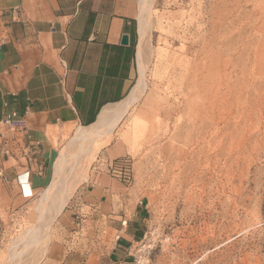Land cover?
Returning a JSON list of instances; mask_svg holds the SVG:
<instances>
[{
    "label": "rangeland",
    "instance_id": "obj_1",
    "mask_svg": "<svg viewBox=\"0 0 264 264\" xmlns=\"http://www.w3.org/2000/svg\"><path fill=\"white\" fill-rule=\"evenodd\" d=\"M144 5L130 92L139 97L113 128L89 140L80 127L65 134L52 165H62L56 197L70 205L109 157L129 159L151 199L140 264H264V0ZM47 188L10 218L0 264H42L63 235Z\"/></svg>",
    "mask_w": 264,
    "mask_h": 264
},
{
    "label": "crops",
    "instance_id": "obj_2",
    "mask_svg": "<svg viewBox=\"0 0 264 264\" xmlns=\"http://www.w3.org/2000/svg\"><path fill=\"white\" fill-rule=\"evenodd\" d=\"M141 1L0 0V243L10 218L51 184L65 134L94 125L130 94ZM12 112L25 129L3 124ZM109 159L59 212L63 235L42 264H134L151 199Z\"/></svg>",
    "mask_w": 264,
    "mask_h": 264
},
{
    "label": "bare ground",
    "instance_id": "obj_3",
    "mask_svg": "<svg viewBox=\"0 0 264 264\" xmlns=\"http://www.w3.org/2000/svg\"><path fill=\"white\" fill-rule=\"evenodd\" d=\"M143 1V0H142ZM141 1V2H142ZM145 1V4L146 3H150L151 1H153V0H144ZM140 3V2H139ZM145 6V5H144ZM148 6V5H147ZM147 6H145V7H147ZM151 7H152V5H151ZM142 25H144L143 24V22H142ZM145 26V25H144ZM141 92V91H140ZM131 95V96H130ZM130 95H129V97H128V99H126V100H124V101H122V103H119L118 105H116V107L114 108V109H112V110H106V111H104L101 115H100V118H99V120H98V122L97 123H95V125H93L94 127H95V129H90V127H80V129H79V132L77 133L78 135H77V137H80V138H83V139H87V140H89V138H92L93 136H95V135H98V134H100L101 133V130H99V127H102V126H104V125H106L108 122H111L110 123V127L111 128H113L114 126H116V124H117V122L122 118V116H123V114L127 111V108L129 107V105L133 102V101H135V99H138V97L136 98V94H135V92H133L132 94L130 93ZM136 102V101H135ZM134 104V103H133ZM132 105V104H131ZM105 128H106V126H104ZM107 129V128H106ZM78 140V139H77ZM81 143H83V142H81ZM79 144V143H78ZM84 144V143H83ZM86 147V146H85ZM79 148H82V147H79ZM67 152H65V154H66ZM74 154V153H73ZM75 155H77V153L75 154ZM80 154H78V156H79ZM65 156L66 155H64V153H62V155H61V158H60V161L61 160H64L65 159ZM78 156H75V157H78ZM67 157V156H66ZM220 157V156H219ZM226 157V156H225ZM77 159V158H76ZM67 161V160H66ZM220 162V161H219ZM218 163V162H217ZM73 165V164H72ZM226 165V164H225ZM230 165H231V163H230ZM62 166V165H61ZM59 167V166H57V168H56V171L54 172V174H55V176H57L58 177V175H59V173L61 172V170H62V167ZM66 165H64V167H65ZM67 167H69L68 165H67ZM74 167V166H73ZM230 167V166H229ZM64 170V169H63ZM69 170V169H68ZM72 170V169H71ZM227 171V170H226ZM63 173H65V170H64V172ZM232 175V174H231ZM227 176H228V174H227ZM59 178H61V176L59 177ZM62 178H64V177H62ZM61 178V179H62ZM67 179V178H66ZM231 180V179H230ZM61 181V180H60ZM66 182V181H65ZM58 180H53V182H51V184L48 186V188L45 190V192H44V194H43V200L44 201H47V200H49V201H51L52 202V200H53V204H57L56 205V208H57V211L58 212H60L62 209H63V207H64V205H65V203L67 202L66 201V197H62V193H61V195H58L59 197L57 198L56 197V190H57V187H58ZM64 183V182H63ZM63 183H61V184H63ZM59 187H61L62 188V186H59ZM64 188H65V186H64ZM227 188V187H226ZM58 190H60V188L58 189ZM65 190H66V188H65ZM67 191V190H66ZM65 191V192H66ZM66 194V193H65ZM63 195H64V193H63ZM66 196H67V194H66ZM69 198V196H67V199ZM48 201V202H49ZM50 202V203H51ZM43 203H45L46 204V202H43ZM42 203V204H43ZM49 203V204H50ZM41 204V203H40ZM41 204V207L43 206ZM47 205V204H46ZM45 205V206H46ZM51 205V204H50ZM52 206V205H51ZM58 206V207H57ZM40 207V206H39ZM53 207V206H52ZM42 209H46V208H42ZM48 209V208H47ZM46 209V211L45 212H47L48 210ZM52 208H50V210H51ZM53 210V209H52ZM56 211V210H55ZM41 212V211H40ZM44 212V213H45ZM43 214V213H42ZM41 215V214H40ZM58 215V214H57ZM56 215V216H57ZM45 216V215H44ZM53 217V216H52ZM58 217V216H57ZM41 218V217H40ZM54 218H55V215H54ZM42 220H43V218H41ZM40 219V220H41ZM56 219V218H55ZM38 220H39V218H38ZM41 220V221H42ZM51 221H52V219H51ZM32 232V231H31ZM33 233V232H32ZM45 233V232H44ZM35 234L36 233H34V236H35ZM28 235H29V233H28ZM27 235V236H28ZM41 236V235H40ZM48 237V236H47ZM29 238H30V236H29ZM34 238H36V237H34ZM37 238H38V235H37ZM48 239V238H47ZM18 240V239H17ZM16 240V241H17ZM29 241V240H28ZM27 240L25 241V242H28ZM45 242V241H44ZM29 243V242H28ZM14 256H15V254H14Z\"/></svg>",
    "mask_w": 264,
    "mask_h": 264
},
{
    "label": "built area",
    "instance_id": "obj_4",
    "mask_svg": "<svg viewBox=\"0 0 264 264\" xmlns=\"http://www.w3.org/2000/svg\"><path fill=\"white\" fill-rule=\"evenodd\" d=\"M3 124L12 131L15 130H23L26 128V121L23 117H21L18 113L12 112L7 114L3 119ZM115 166L121 168L126 173L130 174L131 172V164L129 159H122L115 162ZM140 251V250H139ZM138 251V252H139ZM142 262V254L135 257L134 264H140Z\"/></svg>",
    "mask_w": 264,
    "mask_h": 264
},
{
    "label": "water",
    "instance_id": "obj_5",
    "mask_svg": "<svg viewBox=\"0 0 264 264\" xmlns=\"http://www.w3.org/2000/svg\"><path fill=\"white\" fill-rule=\"evenodd\" d=\"M127 41H128V36L127 35L123 36V42L126 43Z\"/></svg>",
    "mask_w": 264,
    "mask_h": 264
}]
</instances>
